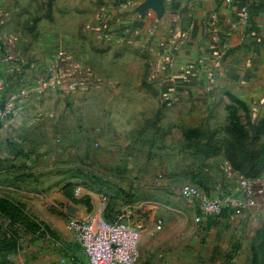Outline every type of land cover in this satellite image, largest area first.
Returning <instances> with one entry per match:
<instances>
[{
	"label": "rangeland",
	"instance_id": "374dc122",
	"mask_svg": "<svg viewBox=\"0 0 264 264\" xmlns=\"http://www.w3.org/2000/svg\"><path fill=\"white\" fill-rule=\"evenodd\" d=\"M74 25L80 37L81 23ZM89 72L84 89L49 95L46 107L22 123L20 137L7 138L22 142L17 166L27 177L16 182L0 176V194L25 205L29 216L25 212L21 219L41 225L43 234L23 231L11 240L17 248L8 251L9 234L0 232V264H87L70 220L107 208L111 199L117 209L146 203L152 210L137 264H264V212L260 222L227 210L198 224L196 207L180 194L193 185L208 196L226 191L240 197V178L264 177V111L240 101H162L144 116L133 94L121 90L118 98L106 74L96 76L94 86ZM90 87L104 96L99 107L87 105ZM5 138L0 157L7 153ZM72 179L82 190L74 191L76 198L91 197L92 213L63 196ZM157 220L163 222L160 230Z\"/></svg>",
	"mask_w": 264,
	"mask_h": 264
},
{
	"label": "crops",
	"instance_id": "0c3cea01",
	"mask_svg": "<svg viewBox=\"0 0 264 264\" xmlns=\"http://www.w3.org/2000/svg\"><path fill=\"white\" fill-rule=\"evenodd\" d=\"M147 1L0 0V98L19 109L17 116L0 123L5 167L17 166L23 148L19 140L8 139L20 137L22 123L46 107L49 95L72 92L69 80L84 79L88 71L95 75L94 86L106 74L117 97L121 90H127V97L133 94L131 100L143 107L144 116L162 101H240L264 111V0H163L162 14L141 11ZM243 8L250 13L248 22L242 20ZM212 14L218 16L215 27ZM78 22L81 38L74 33ZM214 33L220 43L213 40ZM61 51L70 63L59 58ZM53 80L55 86L47 85ZM90 88L87 105L99 107L104 96ZM253 183L263 213L264 177Z\"/></svg>",
	"mask_w": 264,
	"mask_h": 264
},
{
	"label": "built area",
	"instance_id": "2783aa9c",
	"mask_svg": "<svg viewBox=\"0 0 264 264\" xmlns=\"http://www.w3.org/2000/svg\"><path fill=\"white\" fill-rule=\"evenodd\" d=\"M230 1V0H229ZM217 14H212V26L217 24ZM250 13L247 8L242 9V20L248 22ZM4 40V39H3ZM0 41V50L3 49L4 41ZM213 40L220 43V36L214 33ZM221 48L225 50L226 45ZM59 58L70 63L66 52L61 51ZM90 72L86 73V77ZM76 78L69 80L71 88L87 86L86 80ZM56 81H49L55 86ZM19 114V109L14 101L1 102L0 100V123H5ZM241 196L223 192L218 195L208 196L202 193L198 187L185 185L181 189V197L192 203L196 209V223L200 224L208 218H218L225 211L232 210L236 215H245L255 222H260L261 216L258 211L259 202L255 194L253 180L242 177L239 180ZM81 189H75L76 195ZM151 217L143 208L128 207L120 209L112 214L111 218L105 216V207L99 212L92 213L86 218L70 220V228L76 234L77 241L83 250L87 264H137L140 259L139 245L146 232V222ZM162 220L154 222L157 230L162 228Z\"/></svg>",
	"mask_w": 264,
	"mask_h": 264
},
{
	"label": "trees",
	"instance_id": "16d2710c",
	"mask_svg": "<svg viewBox=\"0 0 264 264\" xmlns=\"http://www.w3.org/2000/svg\"><path fill=\"white\" fill-rule=\"evenodd\" d=\"M4 49V45L2 46ZM20 154H17L19 157ZM2 169V174L10 177H13L12 180L19 182L23 181L25 177L24 172L26 169L18 166L5 167L3 162L0 160V171ZM23 174V175H22ZM15 176V177H14ZM32 177V175H30ZM28 176V177H30ZM251 176H249L250 179ZM255 177V176H252ZM248 178V177H247ZM254 178H251V180ZM64 195L71 202L75 204L84 205L87 207L88 212L92 213L94 210V206L91 202V198L86 196L82 199H78L74 195L75 185L72 183L67 184L64 187ZM115 200L111 199L110 204L107 208H105V216L107 218H111L112 214L115 212L117 208H115ZM26 206L17 201L15 197L10 196L9 194H0V218L2 221L0 222V232H5L9 234L8 238H5L6 250L11 251L17 248V242H12L17 238L18 234L21 232H32L34 234H43V230L41 225L35 224L34 222H28V218L25 216L21 219V216L25 214ZM27 214V212H26ZM27 216H29L27 214ZM14 227L17 229L14 230ZM12 240V241H11Z\"/></svg>",
	"mask_w": 264,
	"mask_h": 264
},
{
	"label": "water",
	"instance_id": "95a60500",
	"mask_svg": "<svg viewBox=\"0 0 264 264\" xmlns=\"http://www.w3.org/2000/svg\"><path fill=\"white\" fill-rule=\"evenodd\" d=\"M148 9H154L158 14H162L164 11V2L163 0H148L144 5L141 6V11H146ZM69 212H73V208L69 209Z\"/></svg>",
	"mask_w": 264,
	"mask_h": 264
}]
</instances>
